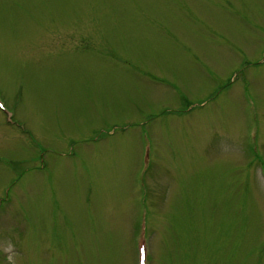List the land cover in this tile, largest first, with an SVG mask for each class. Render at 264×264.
Instances as JSON below:
<instances>
[{
  "label": "rangeland",
  "instance_id": "obj_1",
  "mask_svg": "<svg viewBox=\"0 0 264 264\" xmlns=\"http://www.w3.org/2000/svg\"><path fill=\"white\" fill-rule=\"evenodd\" d=\"M0 97V264H264V0H0Z\"/></svg>",
  "mask_w": 264,
  "mask_h": 264
}]
</instances>
